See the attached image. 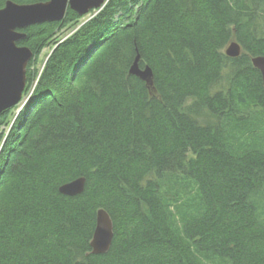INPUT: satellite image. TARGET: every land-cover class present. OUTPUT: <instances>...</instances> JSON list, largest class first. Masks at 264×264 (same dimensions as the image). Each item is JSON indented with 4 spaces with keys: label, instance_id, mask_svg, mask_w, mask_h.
I'll list each match as a JSON object with an SVG mask.
<instances>
[{
    "label": "trees",
    "instance_id": "16d2710c",
    "mask_svg": "<svg viewBox=\"0 0 264 264\" xmlns=\"http://www.w3.org/2000/svg\"><path fill=\"white\" fill-rule=\"evenodd\" d=\"M82 17L21 29L33 57L23 109L0 113V264H264V0H108ZM78 177L81 193L59 191ZM100 208L114 238L94 254Z\"/></svg>",
    "mask_w": 264,
    "mask_h": 264
},
{
    "label": "water",
    "instance_id": "95a60500",
    "mask_svg": "<svg viewBox=\"0 0 264 264\" xmlns=\"http://www.w3.org/2000/svg\"><path fill=\"white\" fill-rule=\"evenodd\" d=\"M107 0H46L34 3H17L7 0L0 8V113L18 105L23 99L27 84V67L33 51L18 41L26 37L21 29L44 22L59 21L64 18L68 7L83 16L91 10L99 9ZM242 52L239 42L233 40L225 49L228 56L236 57ZM137 55L129 72L141 78L148 88L154 85V73L149 65L140 66ZM253 65L261 72L264 83V55L252 57ZM86 184L85 177H78L59 187L64 195L81 193ZM114 238V224L108 211H97L96 227L91 240L94 254L106 253Z\"/></svg>",
    "mask_w": 264,
    "mask_h": 264
},
{
    "label": "rangeland",
    "instance_id": "374dc122",
    "mask_svg": "<svg viewBox=\"0 0 264 264\" xmlns=\"http://www.w3.org/2000/svg\"><path fill=\"white\" fill-rule=\"evenodd\" d=\"M95 15H96V14H95V11H94V10H93V11L91 10L88 14L83 15V17L81 18V20H80L78 26H80L82 23H84L85 21L89 20L90 18H92V17L95 16ZM260 21H261V25H262V27H263V29H264V18L261 17V18H260ZM71 30H72V28L69 29V30H66V31L61 32V34H59V35H60L59 38H60V37H65L67 34H69V32H70ZM49 51H50V48H45V49L43 50V53H42L41 57H40V60H42V61L45 60ZM27 99H28V96H26V97L22 100V102H20V103L16 106V108H15V110H14L15 113H19V112L23 109L25 103L27 102ZM192 186H193V191L195 192V186H194V184H192ZM192 186L190 187V189H192ZM195 194H196V193H195ZM185 197H187V196H185Z\"/></svg>",
    "mask_w": 264,
    "mask_h": 264
},
{
    "label": "built area",
    "instance_id": "2783aa9c",
    "mask_svg": "<svg viewBox=\"0 0 264 264\" xmlns=\"http://www.w3.org/2000/svg\"><path fill=\"white\" fill-rule=\"evenodd\" d=\"M108 1V0H107ZM106 1V2H107ZM106 4V3H105ZM104 7V6H103ZM103 7H101V8H99V9H94V11H95V14H97ZM93 11V10H92Z\"/></svg>",
    "mask_w": 264,
    "mask_h": 264
}]
</instances>
